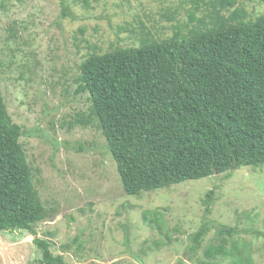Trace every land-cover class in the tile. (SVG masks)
Segmentation results:
<instances>
[{"label": "rangeland", "instance_id": "1", "mask_svg": "<svg viewBox=\"0 0 264 264\" xmlns=\"http://www.w3.org/2000/svg\"><path fill=\"white\" fill-rule=\"evenodd\" d=\"M67 0L76 19L62 18L61 0H0L1 88L33 165L34 183L49 218L38 236L54 242L69 264H201L192 259L190 235L210 223L206 242L220 224L236 226L254 264H264V167L187 180L170 187L127 195L101 131L73 123L88 111V93H78L79 64L93 52L140 45V22L156 37L171 36L186 21L183 0ZM245 1L250 13L260 0ZM5 5V7L3 6ZM175 13L176 18H169ZM85 28L82 32L81 29ZM17 31L16 36L13 32ZM85 144V150L80 145ZM215 189L210 214L203 198ZM160 212L163 233L143 213ZM156 217L155 215H150ZM28 232L0 233V264H37L40 252ZM163 240L161 247L154 245ZM194 257H202L198 251ZM215 264H231L220 259Z\"/></svg>", "mask_w": 264, "mask_h": 264}, {"label": "trees", "instance_id": "2", "mask_svg": "<svg viewBox=\"0 0 264 264\" xmlns=\"http://www.w3.org/2000/svg\"><path fill=\"white\" fill-rule=\"evenodd\" d=\"M73 2L94 8L90 0ZM182 2L191 4L187 20L174 25L171 36L156 37L140 22V31H132L139 34L140 45L99 53L90 44L93 52L79 64L77 92L88 93L90 107L77 112L70 124L101 131L127 195L244 166L264 167V11L254 7L250 13L241 0ZM61 7L62 18H77L67 0ZM25 135L8 112L0 77V233L35 236L37 264H69L50 238L38 236L37 225L49 218V210L34 183ZM85 148L80 145L81 151ZM214 199L213 188L202 200L206 214ZM160 214L145 211L143 217L161 235ZM210 229L204 221L190 235L194 261L254 264L247 243L236 238V226L220 224L214 240L206 242ZM163 244L154 241L157 247ZM199 250L202 257L195 258Z\"/></svg>", "mask_w": 264, "mask_h": 264}]
</instances>
